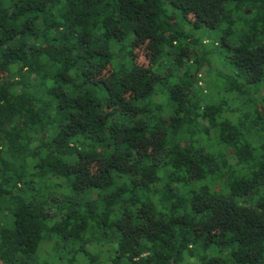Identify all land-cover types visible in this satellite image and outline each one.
Returning a JSON list of instances; mask_svg holds the SVG:
<instances>
[{
  "label": "trees",
  "instance_id": "trees-1",
  "mask_svg": "<svg viewBox=\"0 0 264 264\" xmlns=\"http://www.w3.org/2000/svg\"><path fill=\"white\" fill-rule=\"evenodd\" d=\"M263 82L264 0H0V264H264Z\"/></svg>",
  "mask_w": 264,
  "mask_h": 264
},
{
  "label": "rangeland",
  "instance_id": "rangeland-1",
  "mask_svg": "<svg viewBox=\"0 0 264 264\" xmlns=\"http://www.w3.org/2000/svg\"><path fill=\"white\" fill-rule=\"evenodd\" d=\"M214 33H210L209 32V34H205V41L206 42H208L209 44H211L213 41H214ZM135 55H136V58L138 59V62L140 63V64H142V65H146L147 64V60L145 59V57H146V55H145V53H144V50H139V51H137V53H135ZM191 57H193L194 56V54L192 53L191 55H190ZM223 64H224V62H223ZM223 64H220V66H223V68H217V67H213L214 65L212 64L211 66H212V68L210 67V68H205L204 69V73L206 74V75H209L210 77H211V79L209 80V81H225L226 79H221V78H219L218 77V74H221L222 76H227L228 75V77H235V78H237L238 79V81H248L247 80V78H246V76L238 69V68H232V70H230V68H226L225 67V65H223ZM198 72V71H197ZM214 72H216V73H218V74H216V73H214ZM204 73L203 72H200V75H201V77H203L204 76ZM228 73H230V74H228ZM205 79V78H204ZM225 83L226 82H223L222 84H218V86H220V91L221 92H223L222 91V89L221 88H224V85H225ZM262 86V88H261V95H264V82H263V84L261 85ZM160 119H161V121H163V120H166V117H165V119L163 118L162 119V117H160ZM164 122V121H163ZM50 245H53V244H50ZM49 244H48V247H47V244H45V247H43V251H45V249L46 248H50L51 246H50ZM90 249V251L91 252H95V251H98L97 249H95L94 247H90L89 248ZM42 251V252H43ZM54 255V254H53ZM99 255V261L100 262H103V260L105 259V256H104V254H98ZM55 256V255H54ZM82 257H80V254H78L77 255V258H78V260H80V262L82 263H84V262H86V263H84V264H92L91 262H88V258H87V261H86V259H85V256H83V255H81ZM54 257L53 256H48V254H46L43 258H41L42 260H44V261H50L51 259H53ZM63 259H65V258H63ZM52 261H50L49 263H51ZM62 263L64 262L63 260L61 261ZM53 263H55V261H53L52 262V264Z\"/></svg>",
  "mask_w": 264,
  "mask_h": 264
}]
</instances>
